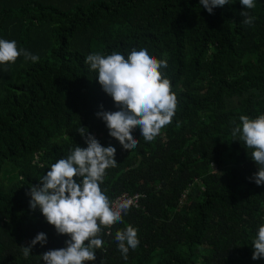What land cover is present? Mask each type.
Returning a JSON list of instances; mask_svg holds the SVG:
<instances>
[{"label": "trees", "instance_id": "obj_1", "mask_svg": "<svg viewBox=\"0 0 264 264\" xmlns=\"http://www.w3.org/2000/svg\"><path fill=\"white\" fill-rule=\"evenodd\" d=\"M255 4L230 0L210 14L200 0H0V39L39 57L0 65V264H44L43 252L65 247L69 237L30 209L27 193L87 147L82 126L116 149L100 185L109 200L139 196L122 223L102 229L104 246L86 264H264L252 259L264 185L251 179V149L231 135L241 115L264 114V0ZM141 48L167 59L178 103L153 141L134 129L139 143L128 150L96 115L119 109L85 58ZM129 225L140 243L125 260L114 237ZM39 232L47 243L24 258Z\"/></svg>", "mask_w": 264, "mask_h": 264}, {"label": "clouds", "instance_id": "obj_2", "mask_svg": "<svg viewBox=\"0 0 264 264\" xmlns=\"http://www.w3.org/2000/svg\"><path fill=\"white\" fill-rule=\"evenodd\" d=\"M200 3L211 14L214 8L223 7L230 0H200ZM240 3L245 9L256 7L255 0H240ZM240 15L244 17L245 25L252 26L254 16L247 11ZM21 55L25 60L39 61L37 55L18 49L15 40L0 39V65L14 64ZM85 63L90 70L96 71L98 83L119 109L97 112L96 115L103 119L109 135L123 149L132 150L138 145L139 140L133 135L137 127L144 140L151 142L172 123L178 102L170 79L162 72L168 67L167 59H157L147 48H141L138 51L132 49L127 57L119 52L106 56L89 54ZM239 121L231 135L239 137L244 147L251 149V159L258 168L251 179L258 186L264 185V114L255 118L241 115ZM77 131L84 137L87 147L76 146L66 158L53 163L40 177V184L32 186L27 193L31 197L30 209L39 208L57 234L69 237L65 247L49 249L40 255L44 264L95 261L96 250L104 246L100 238L102 229L122 223L123 215L134 204L133 199L114 203L100 187L106 170L117 166L115 147L101 145L91 133L85 135V126ZM114 238L125 260L129 249L135 250L140 243L138 230L131 225L116 231ZM37 243L41 246L47 243L44 232L37 233L28 246L22 247L24 258L31 255V249ZM252 248L253 260L264 258V224L259 226Z\"/></svg>", "mask_w": 264, "mask_h": 264}, {"label": "built area", "instance_id": "obj_3", "mask_svg": "<svg viewBox=\"0 0 264 264\" xmlns=\"http://www.w3.org/2000/svg\"><path fill=\"white\" fill-rule=\"evenodd\" d=\"M123 199H133L134 200V206H137L138 204H137V201H138V199H139V196L138 195H136V196H134V197H130V196H128L127 194H124L123 196H121L119 199H117V200H115V202H117V201H120V200H123ZM114 202V203H115Z\"/></svg>", "mask_w": 264, "mask_h": 264}, {"label": "rangeland", "instance_id": "obj_4", "mask_svg": "<svg viewBox=\"0 0 264 264\" xmlns=\"http://www.w3.org/2000/svg\"><path fill=\"white\" fill-rule=\"evenodd\" d=\"M1 178H4V176H3V175H1V176H0V179H1ZM119 198H120V195H119V196H117V197H115V198L112 200V202H115V200H117V199H119ZM203 252H204V251H203Z\"/></svg>", "mask_w": 264, "mask_h": 264}]
</instances>
